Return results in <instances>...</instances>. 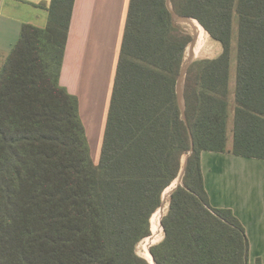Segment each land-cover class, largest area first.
I'll use <instances>...</instances> for the list:
<instances>
[{"label":"trees","instance_id":"trees-1","mask_svg":"<svg viewBox=\"0 0 264 264\" xmlns=\"http://www.w3.org/2000/svg\"><path fill=\"white\" fill-rule=\"evenodd\" d=\"M171 3L223 50L190 64L184 119L178 83L194 35L167 0H129L98 162L60 81L75 0H51L45 27L22 25L0 66V264H152L138 248L183 168L150 246L156 264H249L246 229L211 205L201 155L264 159V0Z\"/></svg>","mask_w":264,"mask_h":264},{"label":"crops","instance_id":"crops-1","mask_svg":"<svg viewBox=\"0 0 264 264\" xmlns=\"http://www.w3.org/2000/svg\"><path fill=\"white\" fill-rule=\"evenodd\" d=\"M50 3L0 0V63L24 23L47 25ZM128 4L129 0H75L60 81L78 96L87 125L101 121V110L107 113ZM201 164L211 205L233 210L246 229L249 264H264V159L204 151Z\"/></svg>","mask_w":264,"mask_h":264},{"label":"rangeland","instance_id":"rangeland-1","mask_svg":"<svg viewBox=\"0 0 264 264\" xmlns=\"http://www.w3.org/2000/svg\"><path fill=\"white\" fill-rule=\"evenodd\" d=\"M175 24L182 29L191 32L193 35L194 30L186 23L180 22L177 20H174ZM237 22H234V35H233V41H232V55H231V66H230V90H231V97H230V120L228 123L230 136L232 134V126H233V111H234V94H235V81H236V67H237ZM222 49V44L220 41H217L215 39H212L209 35L207 36L206 44L203 49V51L198 55L195 56L192 54L191 47L188 46L185 56L184 64L187 63L192 57L195 59L199 58H213L216 57L219 52ZM2 63H0L1 66ZM97 115H99L100 122L93 121L91 124L87 125L86 121L84 120V124L87 130L88 138L90 147L92 150V157L93 159L98 162L99 155H100V149H101V143L103 138V132L105 127V118H106V110H101ZM99 123V124H98ZM153 239H155V242H152L151 238L145 240L141 245H139V252L144 253L146 250H150V246L156 244L157 242L161 241L164 238V229L160 232H157V234H153ZM151 240V241H150Z\"/></svg>","mask_w":264,"mask_h":264},{"label":"bare ground","instance_id":"bare-ground-1","mask_svg":"<svg viewBox=\"0 0 264 264\" xmlns=\"http://www.w3.org/2000/svg\"><path fill=\"white\" fill-rule=\"evenodd\" d=\"M169 4H171V3L169 2ZM175 18H176L175 20H177V21L184 22V23L188 24L194 30L195 35H197V43H196V45H195V47L193 49L194 52L192 54L195 55V56H198L203 51V49L205 47V44H206L207 36L209 34L206 32V30L200 24V22L198 20H196V19L177 17V16ZM179 181H180V178L175 179L173 181V183L165 190L164 205L160 208L158 213L153 218L155 234H157V232H160L161 230H163V227L161 225V219H162V216L164 215V213L167 210L170 193L176 187V185L178 184ZM147 239L148 238L144 239L140 243V245ZM151 240H152V242H155V239L152 238ZM140 255L146 257L149 261H151L154 264L152 255L149 252V250H146L144 253L140 252Z\"/></svg>","mask_w":264,"mask_h":264},{"label":"water","instance_id":"water-1","mask_svg":"<svg viewBox=\"0 0 264 264\" xmlns=\"http://www.w3.org/2000/svg\"><path fill=\"white\" fill-rule=\"evenodd\" d=\"M169 2L171 3V0H167V5H168V8H169L170 12L172 13V16H173V19H174V20L176 19V18H175L176 16H177V17H187V18H191V17H188V16H182V15H179V14L174 10V8H173V6H172V3L169 4ZM196 43H197V35L194 34V37H193L192 41H191L190 44H189V46H191V51H192V53L194 52L193 49H194ZM193 61H194V58L192 57L187 63L184 64V66H183V68H182V73H181V76H180V79H179V83H178L179 102H180V106H181L182 111H183V117H184V119H186V114H185L186 104H185V97H184L185 79H186V74H187L188 68H189L190 64H191ZM193 148H194V144H192L191 152H192ZM191 152H190V153H191ZM190 153H189V154H190ZM184 172H185V168H183V170H182L180 176L178 177V178H180V181H179L180 183H181L182 180H183ZM179 182H178V183H179ZM176 187H177V185H176ZM176 187H175V188H176ZM175 188H174V189H175ZM174 189H173V190H174ZM173 190H172V191H173ZM171 193H172V192H171ZM171 193H170V195H171ZM164 194H165V192H164ZM164 200H165V196L163 197V204H164ZM163 204H162V206H163ZM162 206H161V207H162ZM161 207H160V208H161ZM161 225H162V222H161ZM162 227H163V225H162ZM163 229H164V228H163ZM150 253H151V251H150ZM151 255H152V253H151ZM152 258H153V255H152ZM153 261H154V264H156L154 258H153ZM150 262H151V261H150ZM151 263H152V262H151ZM152 264H153V263H152Z\"/></svg>","mask_w":264,"mask_h":264}]
</instances>
